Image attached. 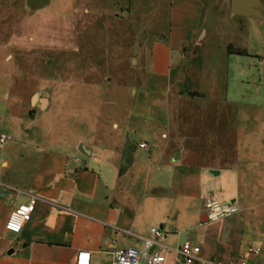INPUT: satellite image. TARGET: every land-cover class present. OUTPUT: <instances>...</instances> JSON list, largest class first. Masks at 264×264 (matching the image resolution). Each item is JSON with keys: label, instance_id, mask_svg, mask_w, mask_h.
I'll return each instance as SVG.
<instances>
[{"label": "crops", "instance_id": "obj_1", "mask_svg": "<svg viewBox=\"0 0 264 264\" xmlns=\"http://www.w3.org/2000/svg\"><path fill=\"white\" fill-rule=\"evenodd\" d=\"M114 4L141 38L136 63L119 82L80 83L75 101L61 84L59 99L44 91L46 108L39 92L30 103L6 60L13 41L0 42V264H77L82 250L111 264L154 226L163 236L151 252L166 251V264L184 242L218 264L253 245L249 264H264V112L229 100L227 82L264 66V0ZM207 195L239 211L202 221ZM33 198L23 230L8 231Z\"/></svg>", "mask_w": 264, "mask_h": 264}, {"label": "rangeland", "instance_id": "obj_2", "mask_svg": "<svg viewBox=\"0 0 264 264\" xmlns=\"http://www.w3.org/2000/svg\"><path fill=\"white\" fill-rule=\"evenodd\" d=\"M117 1L0 0V42L13 41L6 60L20 67L13 66L12 70L21 72L20 92L27 94L30 103L34 93L39 92L43 98L44 91L49 89L59 99L61 84L71 89L69 97L75 101L80 83H115L124 79V71L136 63L133 49L140 46L141 38L136 40L133 22L131 25L132 20L123 17V5L116 6ZM97 70L100 75L89 74ZM227 82L229 100L252 104L264 112L262 63H257L252 78L242 82L233 76L232 70ZM108 95L111 96L110 92ZM106 105L107 109V102ZM75 114L72 111L70 116ZM251 116L255 120L257 114Z\"/></svg>", "mask_w": 264, "mask_h": 264}, {"label": "built area", "instance_id": "obj_3", "mask_svg": "<svg viewBox=\"0 0 264 264\" xmlns=\"http://www.w3.org/2000/svg\"><path fill=\"white\" fill-rule=\"evenodd\" d=\"M9 140L7 133L0 134V145ZM141 147H146V142L140 143ZM36 199H31L28 203H23L15 207L6 222L5 228L14 233H20L29 215L33 211ZM203 212L208 220H218L229 217L239 211L237 205L231 201L224 202L218 197L207 195L204 197ZM153 237L145 240L143 248L126 247L119 249L114 253L111 264H166L168 257L164 250L151 252V249L159 244V239L163 236V231L159 226L152 227ZM176 254V260L173 264H218L214 260L201 257L202 247L199 244L184 242L173 249ZM261 251L259 247L249 245L243 249L236 260L227 264H249L248 257L258 254ZM77 264H91V253L89 251H80L77 255Z\"/></svg>", "mask_w": 264, "mask_h": 264}, {"label": "water", "instance_id": "obj_4", "mask_svg": "<svg viewBox=\"0 0 264 264\" xmlns=\"http://www.w3.org/2000/svg\"><path fill=\"white\" fill-rule=\"evenodd\" d=\"M135 51H137V49H135ZM33 101H34V103H37L39 101L40 104H41V107L42 108H46V106L48 104V94L45 93L43 98L42 97L40 98L39 94H36L34 96V98H33ZM201 220L202 221H207L208 220L207 219V215L205 213L203 214Z\"/></svg>", "mask_w": 264, "mask_h": 264}]
</instances>
